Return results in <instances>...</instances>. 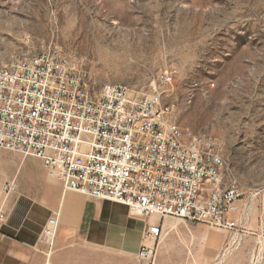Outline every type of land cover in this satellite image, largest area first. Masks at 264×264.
Segmentation results:
<instances>
[{"label":"rangeland","instance_id":"obj_1","mask_svg":"<svg viewBox=\"0 0 264 264\" xmlns=\"http://www.w3.org/2000/svg\"><path fill=\"white\" fill-rule=\"evenodd\" d=\"M50 47L97 84L147 93L172 73L165 101L217 139L256 238L248 264H264V0H0V67Z\"/></svg>","mask_w":264,"mask_h":264},{"label":"built area","instance_id":"obj_2","mask_svg":"<svg viewBox=\"0 0 264 264\" xmlns=\"http://www.w3.org/2000/svg\"><path fill=\"white\" fill-rule=\"evenodd\" d=\"M174 91L172 73L147 93L97 84L83 63L50 47L0 67V150L37 158L66 191L124 204L136 218L236 232L244 192L225 183L214 135L175 120L176 104L165 101ZM5 218L1 211L0 230ZM57 232L51 218L42 241L52 245ZM162 236V224L148 225L140 260L154 264Z\"/></svg>","mask_w":264,"mask_h":264},{"label":"crops","instance_id":"obj_3","mask_svg":"<svg viewBox=\"0 0 264 264\" xmlns=\"http://www.w3.org/2000/svg\"><path fill=\"white\" fill-rule=\"evenodd\" d=\"M8 183L14 184L9 193ZM246 207L240 203L242 212L232 218L243 219ZM1 211L0 264H148L138 253L146 228L155 223L162 224L163 236L154 264H248L256 244L242 228L228 232L174 218H136L124 204L66 191L39 159L8 152L0 153ZM51 218H58L52 245L42 241Z\"/></svg>","mask_w":264,"mask_h":264}]
</instances>
